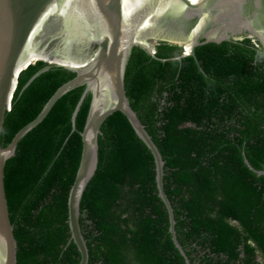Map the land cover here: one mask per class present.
<instances>
[{"label": "trees", "instance_id": "trees-1", "mask_svg": "<svg viewBox=\"0 0 264 264\" xmlns=\"http://www.w3.org/2000/svg\"><path fill=\"white\" fill-rule=\"evenodd\" d=\"M182 53L166 42L156 57L134 48L125 80L131 106L166 163L178 239L192 264H264V175L246 163L264 170V48L244 38L202 44L196 57L174 60ZM44 66L20 76L4 148L76 77L55 68L26 88ZM84 91L59 100L7 162L18 264L81 262L69 197L92 100L89 94L74 122ZM99 147L98 170L81 203L89 264H187L159 197L155 158L124 114L104 123Z\"/></svg>", "mask_w": 264, "mask_h": 264}, {"label": "water", "instance_id": "water-1", "mask_svg": "<svg viewBox=\"0 0 264 264\" xmlns=\"http://www.w3.org/2000/svg\"><path fill=\"white\" fill-rule=\"evenodd\" d=\"M244 38L259 41L264 48V0H0V264H18V241L6 193L7 162L16 156L20 141L48 117L59 100L81 87L85 91L74 122L89 94L92 100L82 133L81 163L69 197V225L81 254L79 264H89L90 259L80 221L81 203L98 170L102 127L116 113L127 117L151 150L172 239L187 264H192L178 239L174 208L165 191L166 163L127 96V69L134 48L156 57L163 42L183 47L188 44L187 52L174 59L181 61L196 57V49L202 44ZM37 63L45 66L26 88L55 68L66 69L76 77L59 88L41 114L4 148L5 121L20 76ZM246 163L264 175V170H255L247 158Z\"/></svg>", "mask_w": 264, "mask_h": 264}, {"label": "clouds", "instance_id": "clouds-1", "mask_svg": "<svg viewBox=\"0 0 264 264\" xmlns=\"http://www.w3.org/2000/svg\"><path fill=\"white\" fill-rule=\"evenodd\" d=\"M181 47L183 48V53H182V55H183L187 52V48H186V46L185 47L181 46Z\"/></svg>", "mask_w": 264, "mask_h": 264}, {"label": "bare ground", "instance_id": "bare-ground-1", "mask_svg": "<svg viewBox=\"0 0 264 264\" xmlns=\"http://www.w3.org/2000/svg\"><path fill=\"white\" fill-rule=\"evenodd\" d=\"M157 36H158V35H157ZM152 37H156V36H152ZM88 42H89V41H88ZM186 48L188 49V44H187Z\"/></svg>", "mask_w": 264, "mask_h": 264}, {"label": "rangeland", "instance_id": "rangeland-1", "mask_svg": "<svg viewBox=\"0 0 264 264\" xmlns=\"http://www.w3.org/2000/svg\"><path fill=\"white\" fill-rule=\"evenodd\" d=\"M37 58H38V57H35V59H37ZM35 59H34L33 61H36Z\"/></svg>", "mask_w": 264, "mask_h": 264}]
</instances>
